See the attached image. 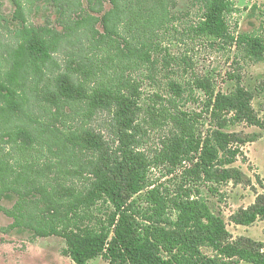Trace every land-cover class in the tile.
Segmentation results:
<instances>
[{"label":"trees","instance_id":"trees-1","mask_svg":"<svg viewBox=\"0 0 264 264\" xmlns=\"http://www.w3.org/2000/svg\"><path fill=\"white\" fill-rule=\"evenodd\" d=\"M105 1L112 5L109 11L99 17L89 13L98 6L97 11L101 13ZM87 2L89 11L84 10L76 21L66 16V10L62 12L65 32L48 26H25L14 73L20 74V67L27 65L31 70L26 68V72L42 75L44 69L55 62V53L63 43L77 36L81 59L68 63L67 71L55 78L54 89L47 92L46 98L57 106L68 101H86L92 113H109L114 141L106 140L93 129L71 133L68 142L74 148L93 153L86 166L87 182L79 189L62 184L50 190L34 186L31 189L38 197L36 194L28 196L30 189L25 191L14 212L9 213L15 218L13 227L29 229L37 237L64 239L63 254L74 264H88L97 258L107 264H264V244L247 238L233 242L222 214L199 197L196 188L207 182L216 186L250 183L234 165L242 154V147L252 141L230 132L229 127L246 123L264 130V122L252 106L253 95L234 74H229L228 78L236 85L227 94L215 92L207 80H197L196 87L207 98L204 113L210 129L206 133L197 125V117L201 115L178 109L175 100L168 106L161 102L160 108L155 102L153 107H148L152 119L164 115L171 129L161 147L149 155L140 148L143 145L140 85L126 76L121 59H128L125 52H129L139 62L145 61L142 58H146L153 40L148 37L143 40L139 34L131 32L132 27L137 18L151 21L169 18L165 0ZM14 3L17 10H21V4L17 0ZM200 3L202 19L192 30L196 37L219 43L222 48L235 46L249 61H264V38L247 34L239 38L232 36L227 21L235 10L231 0H200ZM96 23L102 25L104 34L96 29ZM127 34H130L128 38ZM85 41L103 51L105 58L114 55L118 59L112 68L113 74L93 79L98 54L86 55L84 49L80 51L85 48ZM6 79L12 81L13 76ZM169 85L181 98L185 92L182 86L176 82ZM21 98L17 90L0 82L1 114L18 112ZM10 138L19 154L29 155L36 150L35 135L29 129L18 128ZM159 167H166L170 174L182 169V182L176 192L171 193L151 180L152 169ZM3 171L7 173L8 169L0 167V180L4 179ZM9 188L1 189V199L12 198V193L19 195ZM263 219L264 194H260L248 208L236 211L230 221L236 226L249 227Z\"/></svg>","mask_w":264,"mask_h":264},{"label":"rangeland","instance_id":"rangeland-1","mask_svg":"<svg viewBox=\"0 0 264 264\" xmlns=\"http://www.w3.org/2000/svg\"><path fill=\"white\" fill-rule=\"evenodd\" d=\"M17 1L21 4L19 11L14 0H0V82L22 95L18 112L0 113V167L8 169L7 173L3 171L0 191L8 186L9 191L16 190L19 193H12L10 199H1L3 195L0 196V264H74L63 254L66 248L64 239L57 236L42 238L35 236L29 229L18 230L13 227L15 218L9 213L14 212V208L21 202L20 195L25 191L30 189V197L32 194L39 196L31 189L34 186L44 190H50L56 184L82 188L87 182L86 166L93 158V153L74 148L68 138L71 133L78 134L83 130L93 129L103 134L106 140L114 141L112 118L107 112L92 113L86 101H68L57 106L46 98L47 92L54 89L55 78L67 71L68 63L81 59L76 45L77 36L63 43L55 53V62L45 68L42 75L26 72V68L31 70L27 65L20 67V74L14 73V69L25 26H48L65 32L62 12L66 10V16L76 21L84 10L89 11V3L87 0ZM231 1L235 10L227 21L232 36L239 38L242 34H247L264 38V0ZM111 8V3L105 1L101 13L97 11L99 6L96 11L89 13L99 17ZM164 8L169 18H155L153 21L137 18L132 27L131 32L139 34L143 40L147 37L153 40L146 58H142L145 61L139 62L129 52H125L128 59H121L126 76L140 85V104L143 107L140 121L143 128L141 150L153 155L171 129V125L164 120V115L160 118L156 115L152 119L148 107H153L155 102L157 108H160L161 102L168 106L175 100V107L178 109L202 116L197 117V125L204 133L210 129L209 119L204 113L207 98L196 87L197 80H207L215 92L227 94L236 85L229 80L228 75L239 76L242 86L253 95L254 111L264 122V61H249L235 46L222 48L223 45L219 43L196 37L192 30L202 19L200 0H165ZM96 29L104 34L100 23H96ZM128 36L130 34H127V38ZM85 43V48L80 51L84 49L86 55L93 52L98 54L95 61L96 76L93 79H103L109 77L108 74H113L112 68L118 63V59L114 55L105 58L103 51L89 45L87 41ZM120 43L124 46L122 40ZM9 76H13L12 81L6 79ZM171 82L180 84L184 89L181 98L170 89ZM21 90L25 93H21ZM18 128L29 129L35 135L36 150L29 151V155L19 154L11 141L10 134ZM229 131L252 141L242 147V154L234 165L250 183L237 185L230 182L220 186L202 183L196 187L199 190L197 195L207 200L214 211L222 214L233 242L247 238L264 244V219L249 227L236 226L230 221L236 211L248 208L258 195L264 194V130L239 123L229 127ZM181 173L182 169L170 174L166 167H159L152 169L150 178L157 186L166 187L173 193L182 182ZM26 179L28 183L25 182ZM15 213L18 212L15 210ZM205 252L212 255L209 250ZM88 264L107 263L97 258Z\"/></svg>","mask_w":264,"mask_h":264}]
</instances>
